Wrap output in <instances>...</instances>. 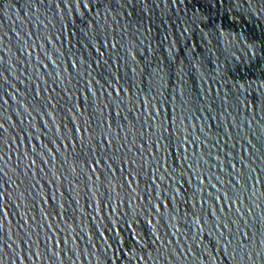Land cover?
Segmentation results:
<instances>
[{"label":"water","instance_id":"95a60500","mask_svg":"<svg viewBox=\"0 0 264 264\" xmlns=\"http://www.w3.org/2000/svg\"><path fill=\"white\" fill-rule=\"evenodd\" d=\"M0 264H264V0H0Z\"/></svg>","mask_w":264,"mask_h":264}]
</instances>
